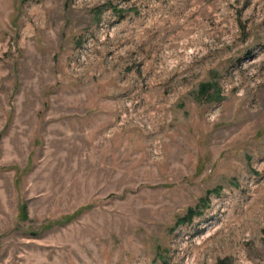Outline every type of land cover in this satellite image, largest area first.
<instances>
[{
  "label": "rangeland",
  "instance_id": "rangeland-1",
  "mask_svg": "<svg viewBox=\"0 0 264 264\" xmlns=\"http://www.w3.org/2000/svg\"><path fill=\"white\" fill-rule=\"evenodd\" d=\"M221 263L264 264V0H0V264Z\"/></svg>",
  "mask_w": 264,
  "mask_h": 264
},
{
  "label": "trees",
  "instance_id": "trees-1",
  "mask_svg": "<svg viewBox=\"0 0 264 264\" xmlns=\"http://www.w3.org/2000/svg\"><path fill=\"white\" fill-rule=\"evenodd\" d=\"M205 87V86H204ZM201 213H197L196 211L190 210L184 219H182L181 223L191 222L195 215H200ZM224 264V263H221Z\"/></svg>",
  "mask_w": 264,
  "mask_h": 264
}]
</instances>
